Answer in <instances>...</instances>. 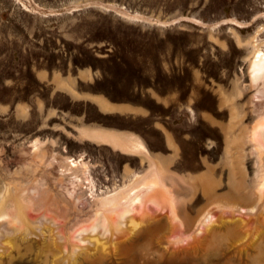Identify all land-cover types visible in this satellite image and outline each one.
I'll list each match as a JSON object with an SVG mask.
<instances>
[{"label":"rangeland","instance_id":"374dc122","mask_svg":"<svg viewBox=\"0 0 264 264\" xmlns=\"http://www.w3.org/2000/svg\"><path fill=\"white\" fill-rule=\"evenodd\" d=\"M257 54L264 0H0V264H264Z\"/></svg>","mask_w":264,"mask_h":264},{"label":"bare ground","instance_id":"6f19581e","mask_svg":"<svg viewBox=\"0 0 264 264\" xmlns=\"http://www.w3.org/2000/svg\"><path fill=\"white\" fill-rule=\"evenodd\" d=\"M258 55V54H257ZM264 70V56H263V54H259L258 56H257V59H255L254 61H253V63H252V72L253 73H256L255 75H254V78H256V77H258V73L259 72H262ZM257 133H264V116L260 119V121L258 122V124H257V126H256V130H255ZM141 183V182H140ZM141 184H143L142 186H143V189L144 190H142V191H145L144 192V200L146 199V200H148L149 199V201L151 200V201H153V202H155V203H161V204H168L169 206H170V210H171V212L173 213V215H174V208H173V203H172V200H171V198L169 197V195L167 194V192H165V191H163V190H161V189H159V188H157L158 186L160 187L161 185H162V181L158 178V176L157 175H155L154 177H152V178H150V179H146V180H144ZM140 184V185H141ZM263 184H264V181H262L261 182V184H260V186L262 187L263 186ZM141 187V186H140ZM140 189V188H139ZM138 189V190H139ZM137 190V191H138ZM140 192H141V190H139ZM140 192H136V193H134L129 199H128V202L126 203V204H124L123 205V203L124 202H122V205L121 206H123L122 208H121V210L120 211H118L117 210V206H119L118 205V199H115V200H111L109 203H107L104 207H105V209L107 208V209H109V210H111V214H110V219H111V222L112 223H119V221L121 220V219H123V216H125L124 215V213L128 210V208H130V207H128L129 205L130 206H132L131 204H133V202H136V201H142L143 203H144V201H143V198H142V194H140ZM130 193V192H129ZM131 193H133V192H131ZM4 195H6V194H4ZM8 195V194H7ZM127 195H128V193H127ZM127 195H126V198H127ZM129 195H131V194H129ZM111 198V197H110ZM116 198H119L118 196L116 197ZM121 199V198H120ZM108 200V199H107ZM106 200V201H107ZM15 201V200H14ZM21 201V200H20ZM121 201H122V199H121ZM125 201V200H124ZM19 202V201H18ZM120 202V201H119ZM21 203V202H20ZM17 204L16 205V207H17V209L15 210V213H13V214H9L8 212H6V210H5V208H4V201L3 202H0V221H1V219H2V221L3 222H8L9 223V225L8 226H11V225H13V226H17V225H21V224H23L25 221H24V219H25V217L27 216L26 215V213H25V211H24V208H25V206H27V205H25V206H23V204ZM24 203V202H23ZM106 203V202H105ZM139 203V202H138ZM15 204H16V201H15ZM135 204V203H134ZM137 204V203H136ZM140 205H141V203H140ZM139 205V206H140ZM137 206V205H136ZM142 206V205H141ZM117 207V208H116ZM115 208H116V210H115ZM132 208V207H131ZM133 209H135V208H133ZM26 210V209H25ZM29 210V209H28ZM113 210H114V212H113ZM106 211H108V210H106ZM14 212V211H13ZM102 212V211H101ZM107 213H109V212H107ZM100 214V213H99ZM103 214H105V213H103ZM102 214V215H103ZM129 214V213H128ZM26 215V216H25ZM98 215V214H97ZM96 215V216H97ZM101 215V216H102ZM106 215H108V214H106ZM100 216V215H99ZM109 216V215H108ZM94 217V216H93ZM105 217V216H104ZM103 217V218H104ZM101 218V217H100ZM95 219H97V218H95ZM26 220V219H25ZM105 220H108V219H106L105 218ZM105 220H104V222H105ZM124 220V219H123ZM2 221H1V223H2ZM94 221V220H93ZM94 222H96V221H94ZM110 222V221H109ZM93 223V222H92ZM97 223H99V221L97 222ZM96 224V223H95ZM107 224V223H106ZM110 224V223H109ZM120 224H122V222L120 223ZM120 224H118L119 226H121ZM124 224V223H123ZM87 225V224H86ZM89 225V224H88ZM93 225V224H92ZM91 225V226H92ZM98 225V224H97ZM101 225H103L102 223H101ZM100 225V226H101ZM111 225V224H110ZM117 225V226H118ZM136 225H137V223L135 222V220L132 218L131 220H130V226H131V228H135L136 227ZM22 226V225H21ZM108 226V225H107ZM119 226H118V228H119ZM18 227V226H17ZM20 227V226H19ZM86 227V226H85ZM88 227V226H87ZM93 227V226H92ZM91 227V228H92ZM15 228V227H14ZM89 228V227H88ZM104 228H106V226L104 227ZM103 228V229H104ZM108 228V227H107ZM87 229V228H86ZM112 229H114V228H112ZM245 229V228H244ZM85 230V229H84ZM111 230V229H110ZM247 230V229H246ZM246 230H244V231H236V233H235V237H237V238H240V237H243L244 236V234H246L247 232H246ZM94 242H96V241H94ZM100 244V243H99ZM97 245V244H96Z\"/></svg>","mask_w":264,"mask_h":264}]
</instances>
